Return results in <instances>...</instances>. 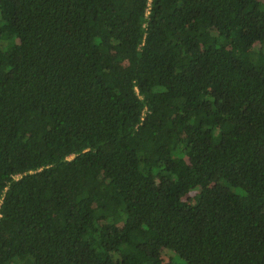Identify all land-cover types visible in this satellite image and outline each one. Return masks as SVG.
I'll return each mask as SVG.
<instances>
[{"label":"trees","instance_id":"16d2710c","mask_svg":"<svg viewBox=\"0 0 264 264\" xmlns=\"http://www.w3.org/2000/svg\"><path fill=\"white\" fill-rule=\"evenodd\" d=\"M165 253L264 264V1L0 0V264Z\"/></svg>","mask_w":264,"mask_h":264},{"label":"rangeland","instance_id":"374dc122","mask_svg":"<svg viewBox=\"0 0 264 264\" xmlns=\"http://www.w3.org/2000/svg\"><path fill=\"white\" fill-rule=\"evenodd\" d=\"M264 1V0H263ZM162 261H163V264H182L181 260L180 259H177L176 261H174L173 257L171 254H167L165 253L163 256H162Z\"/></svg>","mask_w":264,"mask_h":264}]
</instances>
